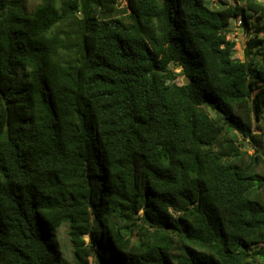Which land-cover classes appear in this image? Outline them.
Here are the masks:
<instances>
[{"label":"trees","instance_id":"1","mask_svg":"<svg viewBox=\"0 0 264 264\" xmlns=\"http://www.w3.org/2000/svg\"><path fill=\"white\" fill-rule=\"evenodd\" d=\"M26 1L0 0V264H71L64 225L74 264H264V0Z\"/></svg>","mask_w":264,"mask_h":264},{"label":"rangeland","instance_id":"2","mask_svg":"<svg viewBox=\"0 0 264 264\" xmlns=\"http://www.w3.org/2000/svg\"><path fill=\"white\" fill-rule=\"evenodd\" d=\"M41 0H27L26 6L28 11H32L35 6L40 2ZM209 1L211 6H219L220 2L223 1L225 5H234V4H246V0H207ZM259 1V0H257ZM121 4V5H120ZM120 4L118 6L119 12L118 14H123L128 11V8L126 7L127 3L125 0H120ZM250 31H247L242 22L241 17H237L232 20L229 28L230 32L227 33L228 37L232 40L236 41V46L234 48L233 56L235 59L245 60L248 56H250L252 53L258 51L259 46L256 45L254 42V37L258 35H262V30L257 29L259 34H256V28L254 26V20L250 23ZM257 58L264 59V53H260ZM175 69L178 72H181L182 68L180 66H174ZM180 83L187 82V78L184 77V75H181L178 80ZM253 151V150H251ZM67 225H64L60 231H59V243H58V250L61 253V257H63L67 262L74 264V253L72 251V245L68 241V235H67ZM88 238V237H87ZM94 259H91V264H98L95 257Z\"/></svg>","mask_w":264,"mask_h":264}]
</instances>
